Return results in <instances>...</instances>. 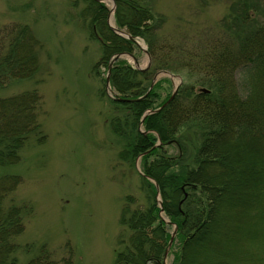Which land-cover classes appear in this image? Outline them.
I'll use <instances>...</instances> for the list:
<instances>
[{"label": "trees", "instance_id": "trees-1", "mask_svg": "<svg viewBox=\"0 0 264 264\" xmlns=\"http://www.w3.org/2000/svg\"><path fill=\"white\" fill-rule=\"evenodd\" d=\"M114 1L115 25L143 39L152 62L145 70L123 58L114 63L110 82L116 96L139 98L148 94L132 102L111 98L116 113L110 125L124 140L121 159L134 163L142 155L141 169L158 183L163 214L171 222L168 224L162 217L155 183L142 176L149 191L148 203L133 207L134 197H126L120 223L129 232L119 236L116 264H165L172 236L169 226L174 230L175 224L178 229L170 248L174 257L171 264H235L220 260L203 262L197 259L200 255L195 248L201 246L205 233L217 220L222 196L232 198L227 193L229 187L239 188L236 177L231 184L223 179L236 171L226 156L227 146L222 145L224 137L232 135L238 143L256 140L264 146V0H229L228 11L221 18V30L205 35L199 44L201 50L164 35L165 17L155 10L154 0ZM109 14L110 7L98 0H85L81 11L90 37L101 47L94 71L100 67L108 70L111 59L119 53L139 58L136 42L110 27ZM42 48L29 25L1 27L0 86L36 79L41 72ZM160 70L195 76L193 84L205 86L209 91H195L194 85L184 86L183 81L168 105L145 116L142 130L144 114L161 107L171 95L162 100L158 91L160 80L149 91L154 75ZM46 115L44 97L37 87L0 97L1 167L20 162L21 152L31 140L38 144L47 140L43 126ZM183 129L195 130L196 139L190 132L184 134ZM159 139L161 145L156 146ZM188 140L195 142V151L193 162L184 163ZM171 145L178 148L177 154L162 153V149ZM239 154L241 160L243 155L240 151ZM153 155L155 158L151 159ZM248 181L258 182L259 196L264 198V163H260ZM21 183L18 174L0 176V264H19L18 252L22 247L14 238L24 232L26 217L34 213L31 205L14 200L13 194ZM242 186L239 191L247 189V193L252 189L251 185ZM232 205L229 207H235ZM254 208L253 213L259 215L264 204ZM261 241L264 243V237ZM26 248L33 254L25 264H73L70 248L69 255L61 259L55 258L44 244ZM255 248L251 247L252 262L244 264H264V245Z\"/></svg>", "mask_w": 264, "mask_h": 264}, {"label": "rangeland", "instance_id": "rangeland-1", "mask_svg": "<svg viewBox=\"0 0 264 264\" xmlns=\"http://www.w3.org/2000/svg\"><path fill=\"white\" fill-rule=\"evenodd\" d=\"M228 1L154 0L153 5L165 17L164 35L201 50L199 44L204 36L221 30ZM84 7L85 0H0V28L29 25L43 46L41 72L36 79L0 86V97L37 87L47 111L43 119L47 140L42 144L31 140L23 148L20 162L0 166V176L6 173L21 176L22 183L13 194L14 200L34 209L25 219L24 232L14 238L22 247L18 252L19 264L31 258L33 252L26 250L31 244L47 245L57 259L68 256L70 248L73 264H116L119 236L129 232L120 223L126 197H134L133 207L148 203V187L139 170L141 158L137 159V165V160L132 163L119 157L124 140L110 125L116 110L106 88L107 69L93 70L101 56V47L89 35L81 16ZM123 58L134 63L128 56ZM139 62L142 67L148 64V56L141 49ZM180 75L184 86L194 85L195 91L205 87L193 84L195 76ZM159 80L162 100L180 81L166 75ZM183 133L194 136L195 130L183 129ZM224 139L226 156L236 171L223 179L231 184L236 177L239 188L229 187L227 193L232 198L222 196L217 220L195 250L200 255L197 259L203 262L251 263L252 250L264 245L261 241L264 209L259 215L253 213L255 206L264 204V198L259 196L258 182L248 178L264 163V146L256 140L234 142L232 135ZM188 141L184 163L193 162L195 142L191 140L190 145ZM161 151L175 155L178 148L171 145ZM239 151L243 155L241 160ZM154 158L155 155L151 157ZM242 185L247 188L251 185L252 189L247 193L246 188L239 191ZM163 217L169 219L164 214ZM172 231L170 225L169 232ZM173 258L169 254L167 264Z\"/></svg>", "mask_w": 264, "mask_h": 264}, {"label": "water", "instance_id": "water-1", "mask_svg": "<svg viewBox=\"0 0 264 264\" xmlns=\"http://www.w3.org/2000/svg\"><path fill=\"white\" fill-rule=\"evenodd\" d=\"M98 1L106 2V3H107L108 1H112V2H113V7H112V9H111L110 17H109V20H108V21H109V24H110V27H111L114 31H116L119 35H121V36H123V37H126V38H128V39H130V40H132V41H135V42L141 47V49H143V51L148 55V64H147V67H149V66L151 65V56H150V53H149L147 47H146V46H143V45L139 42V40H138L136 37H134V36H132L131 34H129L126 30H124V29H120V28L116 27L113 23H111V16L113 15V13H114V11H115V8H116L115 1H114V0H98ZM125 55L130 56V57H132V58L134 59V62H135V64H136L137 68H139V69L147 68V67H141V66H140V63H139V61H138V59H137L133 54H129V53H119V54H117L115 57L112 58V60H111V62H110V64H109V69H108V74H107V79H106V81H107V88H108V89H110V79H111V72H112L113 63H114L118 58H121V57H123V56H125ZM162 75H167V76H169L172 80H173L175 77H178V78L180 79V81H179V83L175 84V86H174V90H173V93L171 94V96L169 97V99H168V100H167V101H166L161 107H159V108H157V109H153V110H151V111H148L145 115H147V114H151V113H155V112H158L159 110H161L162 108H164L166 105H168V104L174 99V97L176 96V94L178 93L179 87H180V85H181V83H182V78H181L180 76L175 75V74H173V73H171V72H169V71H166V70L159 71V72L155 75V77H154V79H153V82H152V85H151L149 91L153 88V86H154L155 82L157 81L158 77H160V76H162ZM202 90H203V91H208V89H206V88H203ZM149 91H148V92H149ZM147 94H148V93H146V95H147ZM146 95H143L142 97H139V98H137V99L123 98V97H116V99L119 100V101H128V102H132V101L141 100V99L145 98ZM113 98H115V97L113 96ZM159 144H160V143H159ZM159 144H158V145H159ZM158 145H157V146H158ZM141 174H142L143 176L147 177L148 179L152 180V181L155 183L156 188H157V194L159 195L160 192H159V185H158V183H157L154 179H152L151 177H149V176L145 175L144 173H142V171H141ZM158 201L160 202V204H162V201H161L160 198L158 199ZM162 210H163V209H162ZM167 222H169V221L167 220ZM176 232H177V226H175V230H174V232H173V234H172V236H171V239H170V241H169L168 248H167L166 253H165V259H164V260H165V264H166L167 257H168V255H169L170 248H171V246H172V244H173V241H174V238H175Z\"/></svg>", "mask_w": 264, "mask_h": 264}, {"label": "bare ground", "instance_id": "bare-ground-1", "mask_svg": "<svg viewBox=\"0 0 264 264\" xmlns=\"http://www.w3.org/2000/svg\"><path fill=\"white\" fill-rule=\"evenodd\" d=\"M111 5H112V3H111ZM111 23H114V21H113V15L111 16ZM141 44L143 45V42H141ZM160 189V188H159ZM160 191V190H159ZM159 199V196H157V200ZM159 202V201H158Z\"/></svg>", "mask_w": 264, "mask_h": 264}]
</instances>
